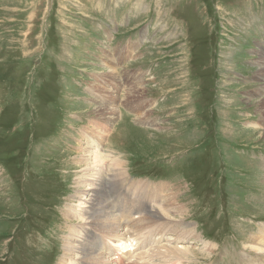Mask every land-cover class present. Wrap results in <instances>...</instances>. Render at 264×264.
Listing matches in <instances>:
<instances>
[{
	"label": "rangeland",
	"instance_id": "374dc122",
	"mask_svg": "<svg viewBox=\"0 0 264 264\" xmlns=\"http://www.w3.org/2000/svg\"><path fill=\"white\" fill-rule=\"evenodd\" d=\"M263 46L264 0H0V264H61L88 134L146 186L137 263L264 264Z\"/></svg>",
	"mask_w": 264,
	"mask_h": 264
},
{
	"label": "bare ground",
	"instance_id": "6f19581e",
	"mask_svg": "<svg viewBox=\"0 0 264 264\" xmlns=\"http://www.w3.org/2000/svg\"><path fill=\"white\" fill-rule=\"evenodd\" d=\"M262 50H264V48H262ZM134 51L137 52V49ZM261 72H264V69H262ZM262 89L264 90V88ZM116 109L118 108L116 107ZM115 115L116 114L113 112V116ZM84 135H87V133L84 132ZM87 143L88 148L83 149L85 154L82 156L84 157L83 159L86 169L82 176L85 185L84 190L86 191L82 190L81 195L84 192L90 193L93 190L95 191V194H92L91 197L85 200H80L77 207L71 209L72 217L78 219L79 222L76 223L75 230L72 231L65 239L63 244V255L60 260L61 264H139L137 263L138 258L139 261H142L143 259L148 262L150 257L146 259V254L151 250L147 248L151 245L149 239L150 236L143 240V237L146 236V232H144V228L141 227L142 223H144L143 219L146 218H143V214L145 212L143 213L144 203L142 197L144 190H146V186H144L142 181H131L128 178V172L124 170L123 163L120 161L113 160L112 162H109L111 155L105 153L103 150V144L100 143L96 137L88 134ZM109 170H111L112 173H109ZM124 181L128 183L127 188L125 187L126 190L123 191H126L124 196H122L123 193H121L122 197H113L109 194V187H122V185H124ZM153 194L156 195V193ZM77 195H79V193H77L76 196ZM138 213H140V216L136 217L135 214ZM165 224L168 223L166 222ZM190 234L189 236L192 235ZM166 238L169 243H172L170 242L172 240L170 236H167ZM165 240L166 239H164V241ZM174 245L176 246V244ZM151 246H153V243ZM175 246L172 248L168 246H166L167 248L164 247L165 250H162V252L165 253L169 250V253L163 254V259H158V262L151 258L152 261H150V264H161L163 261H166V264L170 263L174 257V252L181 251L180 248H175ZM137 250H140L141 252L138 253ZM143 252L145 253V259L143 256L140 257ZM175 254L177 255V253ZM144 264L147 263L145 262Z\"/></svg>",
	"mask_w": 264,
	"mask_h": 264
},
{
	"label": "flooded vegetation",
	"instance_id": "af4514ba",
	"mask_svg": "<svg viewBox=\"0 0 264 264\" xmlns=\"http://www.w3.org/2000/svg\"><path fill=\"white\" fill-rule=\"evenodd\" d=\"M28 181H29V180H28ZM29 182H30V181H29ZM32 188H33V189H37L35 186H32ZM37 205H39V204H37ZM40 205L43 206L44 203H40ZM30 216H31L32 219L30 218V219L26 222L27 225L31 224L32 222L39 221V220L37 219L38 217H41V219H44V223L39 221V223H40L41 225L46 226V225H48V224H51V222H50V217L46 218V216H45V211H44V213H37V215H36L35 217H34L33 215H30Z\"/></svg>",
	"mask_w": 264,
	"mask_h": 264
},
{
	"label": "trees",
	"instance_id": "16d2710c",
	"mask_svg": "<svg viewBox=\"0 0 264 264\" xmlns=\"http://www.w3.org/2000/svg\"><path fill=\"white\" fill-rule=\"evenodd\" d=\"M215 178H216V177H215ZM215 180L218 181V179H215ZM215 180L213 181L212 185H211V184L209 185V189H215ZM218 182H219V181H218ZM205 191H207V189H205ZM213 198H216L215 195H207V196H205V197L203 198V202H210V199H213ZM220 200H221L222 203L224 204V206H225L224 208H225V210H226V208H228V207H227V203H226V202H227V201H226L227 198H224V200H223V198H221ZM213 207H214V210L217 209V205L214 204ZM227 212H228V210H226V211L224 212V215L227 214ZM24 227H25V226H24ZM24 227H23V228H24Z\"/></svg>",
	"mask_w": 264,
	"mask_h": 264
},
{
	"label": "crops",
	"instance_id": "0c3cea01",
	"mask_svg": "<svg viewBox=\"0 0 264 264\" xmlns=\"http://www.w3.org/2000/svg\"><path fill=\"white\" fill-rule=\"evenodd\" d=\"M264 47V46H263ZM147 56V54H142V56L141 57H146ZM254 67V66H253ZM252 67V68H253ZM259 81V80H258ZM260 99H262V98H264V95H262V97H259Z\"/></svg>",
	"mask_w": 264,
	"mask_h": 264
}]
</instances>
